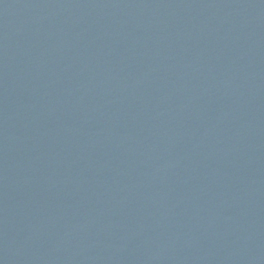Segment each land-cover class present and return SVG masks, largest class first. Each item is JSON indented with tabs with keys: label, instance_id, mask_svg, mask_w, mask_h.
<instances>
[{
	"label": "water",
	"instance_id": "1",
	"mask_svg": "<svg viewBox=\"0 0 264 264\" xmlns=\"http://www.w3.org/2000/svg\"><path fill=\"white\" fill-rule=\"evenodd\" d=\"M0 264H264V0H0Z\"/></svg>",
	"mask_w": 264,
	"mask_h": 264
}]
</instances>
